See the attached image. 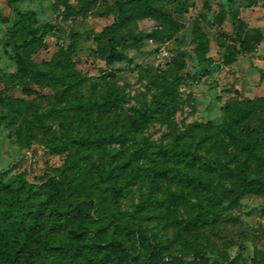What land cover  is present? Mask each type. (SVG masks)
<instances>
[{
	"label": "rangeland",
	"instance_id": "obj_1",
	"mask_svg": "<svg viewBox=\"0 0 264 264\" xmlns=\"http://www.w3.org/2000/svg\"><path fill=\"white\" fill-rule=\"evenodd\" d=\"M263 124L264 0H0V211L20 182L35 193L28 221L39 204L48 221L61 182L75 204L66 228L46 222L28 245L132 248L140 222L151 233L134 264H264V193L233 200L220 167L142 154L187 132L178 149L264 182L250 135Z\"/></svg>",
	"mask_w": 264,
	"mask_h": 264
},
{
	"label": "trees",
	"instance_id": "obj_2",
	"mask_svg": "<svg viewBox=\"0 0 264 264\" xmlns=\"http://www.w3.org/2000/svg\"><path fill=\"white\" fill-rule=\"evenodd\" d=\"M45 27L52 28V26ZM28 37H35V32L31 31ZM114 40L115 39L113 38L112 41ZM76 45L77 44H74V47H76ZM17 57L19 59L21 56L18 54ZM181 81H183V77L177 78V82ZM154 107L155 102L152 104V108L145 111V114L137 124L138 126H141L146 121L147 115L152 113ZM40 123L45 131L50 132L43 122ZM250 135L257 141V144L264 146V124L252 127L250 129ZM186 136L187 132L179 135L176 138V143L171 147H160L159 151H154L151 154H148L149 149L142 150V154H145V151H147V155H151L152 159H154L153 156L155 155H163L172 163L183 161L200 163L204 165L206 169H211V171H216V166L220 167L228 179L235 178L238 180L236 186L229 187L227 190V195L233 197V200L246 194L264 193V182L258 179H250L246 169L230 168L225 162H219L217 160L211 161L205 156L197 154L195 151L185 148L178 149V144ZM103 140L108 141L107 138ZM79 141L96 143V140L92 141L89 139H79ZM101 141L102 139L97 141V143L101 144ZM254 148L255 147L253 146L252 149ZM68 170L71 171L72 168L70 167ZM68 170H66V173ZM60 185L62 187L60 193L54 196L52 195L55 202L54 210L47 207V204H43L46 207L45 209L48 210V221L46 222L51 221L52 227H50V229L55 232H59L61 231V228H66L68 226V217L75 207L74 203L64 202L69 184L67 182H61ZM34 194L33 190L26 187L24 182H20L19 186L15 188L13 192L10 206L4 211H0V264H26L25 259H29L30 257L33 258L32 264H134L140 254L139 243L141 244L146 236L151 233V230L147 226H144L140 222L136 223L137 229L134 234L138 237L139 241H136L135 239L132 248L129 247L122 238H116L107 245L94 239H92L90 244L79 243V241H67L60 244H54L51 241L45 240L43 243H39L36 246L28 245L26 240L28 235L32 234L33 236L37 231L42 232L47 226L45 221H41L44 213L42 204H39L33 211H30V214L33 215V219L28 221L25 203H27ZM115 194L118 196H125L124 189L121 188L115 190ZM223 198L224 196L213 198V200H211V206L218 205ZM65 203L67 204L66 207H64ZM201 207H203V205H201ZM137 209H140V207ZM58 216H63L64 218L57 222L55 219H57ZM201 217L204 218L202 215ZM198 221L199 218H196L193 220V223L197 225ZM128 228L129 227H127V229ZM129 229L131 230V228ZM193 260L196 264H227L224 260L212 259L205 254H199L195 256Z\"/></svg>",
	"mask_w": 264,
	"mask_h": 264
}]
</instances>
